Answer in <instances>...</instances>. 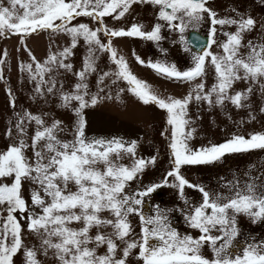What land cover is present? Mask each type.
Segmentation results:
<instances>
[{
  "label": "snow or ice",
  "instance_id": "1",
  "mask_svg": "<svg viewBox=\"0 0 264 264\" xmlns=\"http://www.w3.org/2000/svg\"><path fill=\"white\" fill-rule=\"evenodd\" d=\"M136 3L159 6V19L177 29L182 34V40L187 27L198 24L204 13L208 14L211 22V43L216 42L214 37L217 25L236 27L235 32L224 33L227 39L220 44L223 55H215L208 50L194 52L193 67L190 70L179 71L174 64H148L169 78L192 81L204 75L206 60L210 58L217 76V82L210 90L205 91V84L201 82L196 85L194 96L190 93L183 99H165L155 94L145 81L139 80L131 72L125 58L113 48L112 38L127 36L159 42L162 39L161 24L157 23L151 31H144L143 26L138 24H133L127 30L114 29L104 23V18L112 16L119 20ZM206 4L207 0H11L9 7L2 6L0 0V35L11 32L26 38L38 31H50L65 32L71 37L70 47L52 53L43 63L32 56L35 68L31 63L21 66L36 82L37 93H53L57 89L55 72L61 69L72 71L73 65L66 61L74 54L72 49L83 39L89 45V55L85 57L81 70L75 73L78 82L74 90L62 93L63 105L67 107L76 101L79 104L77 112H80L100 102L102 97L99 95L89 96L87 80L96 72L95 53L108 52L117 70L115 73L104 72L100 83L110 75L126 80L131 86L130 90L143 103H154L169 114L167 124L173 126L170 148L174 158V167L166 174L164 181L148 186L135 195H128L125 192L127 183L136 179L147 163H155V157L150 161L143 158L134 160L133 165L128 167L114 162L111 155L119 157L120 152H126L135 157L136 141L126 144L115 138L89 140L85 136V122L80 119L74 139L65 142L58 138V132L63 131L61 121L55 120L46 126L42 116L23 113L15 127L23 136L26 123L35 122L37 129L31 145L21 139L18 144L0 153V178H13L10 184L0 183V205L7 206L0 209V217L3 219L0 224V264H13V257L23 245V226L16 216L18 212L30 213L21 219H27L28 231L35 232L41 238L40 249L29 248L26 251V264H41L38 253L47 256L49 250H52L59 264H127L133 249H139L137 259L142 260L143 264H264V244H249L242 255L228 254L237 235L235 214L245 213L256 219H264V190H258L255 181L246 183L243 188L237 181L231 183L232 197H222L191 184L180 174L182 165L212 163L225 153L264 149V133H254L250 138L235 136L223 144L198 150L188 145L187 141L195 129L185 131L190 123L186 118V109L193 99L211 105L215 97L216 104L222 105L228 101L239 108L244 106V101L252 93V87H248L245 92L230 94L236 81H250L264 89V42L250 40L246 45L243 44V34L252 31L257 21L251 16L218 19L217 14ZM18 7L23 11L20 12ZM83 16L91 17L99 26L93 29L85 23H72ZM101 33L107 38V43L102 41ZM241 47L248 49L246 55H241ZM0 56H7V53L2 52ZM136 59L142 65L145 63L138 56ZM3 64L4 60L0 59V66ZM8 94L12 95L11 89ZM12 104L15 106L14 101ZM7 134L11 135V130ZM29 147L33 150L32 158L25 154ZM98 164L104 165L103 170L97 167ZM169 177L178 181L174 186L181 193L188 186L197 188L203 196L202 203L193 206L186 217L190 227L201 233L198 237L181 235L172 227L168 216L159 211V206L153 215H145L138 207L143 204L144 197L167 186ZM25 181L36 186L31 194V205L40 209L39 212H30L29 203L22 195ZM70 183L76 186L75 191L69 190ZM5 211L7 215L3 216ZM105 211L110 212L112 218H102L100 214ZM134 213L141 219L140 239L128 241L126 237L132 231L128 217ZM73 223H82L83 227L73 228L70 226ZM94 227H111L112 231H98L92 236L90 230ZM213 229L222 234L211 235ZM117 241L126 245L119 258L117 250L120 246ZM206 243L211 245L214 252L212 259L202 253ZM104 246L107 248L106 253L98 255L97 250Z\"/></svg>",
  "mask_w": 264,
  "mask_h": 264
},
{
  "label": "rangeland",
  "instance_id": "2",
  "mask_svg": "<svg viewBox=\"0 0 264 264\" xmlns=\"http://www.w3.org/2000/svg\"><path fill=\"white\" fill-rule=\"evenodd\" d=\"M11 0H2V6L10 7ZM206 7L217 14V18H235L241 16H251L257 21L256 27L243 34V44L248 41L256 43L264 42V0H207ZM20 12L23 9H19ZM160 7L148 3H136L131 6L129 12L119 20L112 16L105 17L104 23L109 28L130 29L133 24L143 26L144 31L153 30L157 23L161 24V37L159 42L149 41L138 37H116L112 38V46L122 55L128 63L131 72L141 81H145L150 89L160 96L183 99L188 94H196V85L203 82L205 91H208L217 82L215 67L210 63V58L206 60L204 75L196 80H179L169 78L155 69L148 66L149 62L172 65L179 71L190 70L193 67V51L186 42L187 33L190 30H197L209 37V43L205 50L211 51L215 55H223L220 44L226 41L225 32H235V26H216L215 43H211L213 37L210 36L211 22L208 14H203V19L198 24H190L181 39V33L161 19H159ZM73 24L85 23L90 28H96L99 24L91 17L83 16L72 22ZM101 39L107 43V38L101 33ZM71 37L65 32L52 33L50 31H38L26 38L13 35H0V53L6 52L7 56H0L4 64L0 66L3 78L0 79V153L6 152L8 147L18 144L21 139L31 145L32 137L37 129L33 121L25 125L26 133L21 136L16 130V123L20 115L30 112L33 115H40L45 120V125L49 126L55 120L61 121L63 131L58 132V138L65 142L74 139L75 130L80 119L85 122V136L89 140L119 139L126 144L136 141L135 157L126 152L111 155V159L117 164L131 167L134 160L143 158L150 161L155 157V163H147L136 179L127 183L125 192L128 195H135L143 191L146 187L161 183L166 174L174 167L173 152L170 144L173 142V126L167 124L169 114L160 109L156 104L143 103L130 90L131 86L126 80L116 79L114 75L105 77L100 83V77L104 72L115 73L117 65L110 59L108 52L97 51L95 53L96 72L92 73L87 80L89 85V96L99 95L102 97L95 106H88L77 112L79 104L73 101L65 107L61 101V95L65 92H72L78 78L76 72L81 70L85 57L89 55V45L81 39L78 46L72 49L73 55L68 57L66 62L73 65L72 71L58 70L54 74L57 81V89L53 93L39 94L36 92V82L33 81L27 71L21 69L22 65L33 64L31 57L35 56L37 61L43 63L52 53H59L64 48L70 47ZM248 49L241 47V55H246ZM197 53V52H196ZM140 57L145 63H138L136 57ZM113 80H116L113 83ZM248 87H252V93L244 101L243 107H236L231 102L216 104L213 97V104L209 105L205 101H193L188 105L187 119L190 123L185 131H191V139L188 145L193 150L204 147L223 144L232 140L235 136L250 138L254 133H264V89L250 81H236L230 94L235 92H245ZM11 89L12 95L8 94ZM102 89V90H101ZM88 97H86L87 99ZM12 101L15 102L13 106ZM11 130V135L8 131ZM43 143V142H41ZM25 154L33 157L31 147L25 150ZM98 168L103 170L104 165L98 164ZM180 174L191 184L203 187L210 194H219L222 197L231 198L233 192L230 191L231 183L239 182L241 188L248 182L255 181L258 190H264V149H253L225 153L220 159L206 164L182 165ZM12 177L0 178V183H11ZM169 184L156 191L163 192L164 198L159 205V211L164 212L174 229L181 235H191L198 237L201 233L189 225L186 218L191 208L200 205L203 200L202 194L197 188L185 186L183 192L175 187L178 181L169 177ZM29 181H25L22 188V195L28 201L30 212H39L40 209L31 205V194L35 189ZM69 190L75 191L76 186L69 184ZM156 191L143 198V204L138 206L145 215L157 213V207L152 205L155 201ZM149 207H148V203ZM223 202V201H221ZM147 205V208H146ZM0 205V209L6 208ZM77 211H79L77 209ZM210 211V210H209ZM177 212V215H176ZM30 213H16L23 226L21 233L23 245L20 251L13 257V264H26L25 255L29 248L40 249L41 238L35 232L28 231L26 217ZM3 216L7 212L2 213ZM102 218H112L110 212L100 214ZM178 220H173L174 216ZM231 215V213H230ZM128 221L132 231L126 240H139L141 232V219L137 214H130ZM176 222L177 227L173 226ZM3 223L0 217V224ZM73 228L83 227L82 223H73ZM235 227L237 235L232 241V247L228 249L230 256L242 255L249 244H264V219H256L245 213L235 214ZM98 231L110 233L111 227L100 229L92 228L90 235L94 236ZM221 231L213 229L211 235L219 236ZM119 248L117 258L122 255L125 243L117 241ZM106 246L97 250L98 255L105 254ZM139 249H133L128 257L127 264H143L137 259ZM202 253L209 259L214 258V252L210 244H205ZM41 264H59L49 250L47 256L38 253Z\"/></svg>",
  "mask_w": 264,
  "mask_h": 264
},
{
  "label": "water",
  "instance_id": "3",
  "mask_svg": "<svg viewBox=\"0 0 264 264\" xmlns=\"http://www.w3.org/2000/svg\"><path fill=\"white\" fill-rule=\"evenodd\" d=\"M186 42L193 51L199 53L207 48L209 37L197 30H190L187 33Z\"/></svg>",
  "mask_w": 264,
  "mask_h": 264
},
{
  "label": "flooded vegetation",
  "instance_id": "4",
  "mask_svg": "<svg viewBox=\"0 0 264 264\" xmlns=\"http://www.w3.org/2000/svg\"><path fill=\"white\" fill-rule=\"evenodd\" d=\"M154 198H156V200L155 201L152 200V205L154 207H157L160 205L161 201H163V198H164L163 192L156 191V196ZM149 204H150V202L147 204L148 207H149ZM147 205H146V208H147ZM176 215H177V212H176ZM176 215L174 216L173 220L179 219ZM173 226L177 227L176 222L173 223Z\"/></svg>",
  "mask_w": 264,
  "mask_h": 264
}]
</instances>
